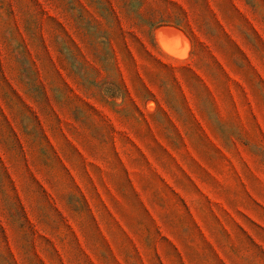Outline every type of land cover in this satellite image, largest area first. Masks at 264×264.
<instances>
[{
	"label": "rangeland",
	"instance_id": "1",
	"mask_svg": "<svg viewBox=\"0 0 264 264\" xmlns=\"http://www.w3.org/2000/svg\"><path fill=\"white\" fill-rule=\"evenodd\" d=\"M0 264H264V0H0Z\"/></svg>",
	"mask_w": 264,
	"mask_h": 264
},
{
	"label": "bare ground",
	"instance_id": "2",
	"mask_svg": "<svg viewBox=\"0 0 264 264\" xmlns=\"http://www.w3.org/2000/svg\"><path fill=\"white\" fill-rule=\"evenodd\" d=\"M164 45H165V44H164ZM164 45H163V46H164ZM165 46H166V45H165ZM167 48H168V46H167ZM169 48H170V47H169ZM176 51H177V50H176ZM177 53H178V52H177Z\"/></svg>",
	"mask_w": 264,
	"mask_h": 264
}]
</instances>
